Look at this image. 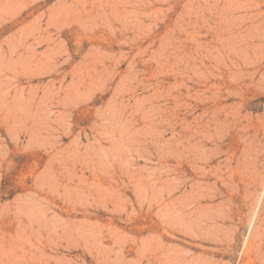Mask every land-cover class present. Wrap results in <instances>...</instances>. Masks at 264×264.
Listing matches in <instances>:
<instances>
[{"label": "rangeland", "instance_id": "374dc122", "mask_svg": "<svg viewBox=\"0 0 264 264\" xmlns=\"http://www.w3.org/2000/svg\"><path fill=\"white\" fill-rule=\"evenodd\" d=\"M0 238L264 264V0H0Z\"/></svg>", "mask_w": 264, "mask_h": 264}, {"label": "bare ground", "instance_id": "6f19581e", "mask_svg": "<svg viewBox=\"0 0 264 264\" xmlns=\"http://www.w3.org/2000/svg\"><path fill=\"white\" fill-rule=\"evenodd\" d=\"M19 241H20V239H19ZM17 249L19 250V248L17 247V243H16L15 239L12 240L11 238H6V239L0 238V264H25L23 262V260L25 261V257L22 256V254H19L18 253L19 251ZM140 254H141V252H140ZM29 263H30V261H29ZM41 263L42 264H49V263H45V262H41Z\"/></svg>", "mask_w": 264, "mask_h": 264}]
</instances>
